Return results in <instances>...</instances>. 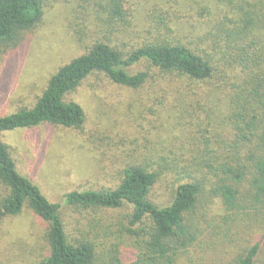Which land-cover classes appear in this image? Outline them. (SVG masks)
I'll return each instance as SVG.
<instances>
[{"label":"trees","instance_id":"obj_1","mask_svg":"<svg viewBox=\"0 0 264 264\" xmlns=\"http://www.w3.org/2000/svg\"><path fill=\"white\" fill-rule=\"evenodd\" d=\"M56 6L83 50L31 107L0 116V218L28 210L43 225L35 264H195L256 233L227 264H264V0H0V45L16 49ZM101 76L144 91L172 135L116 147L114 160L104 151L117 186L55 203L8 137L43 125L81 135L74 94Z\"/></svg>","mask_w":264,"mask_h":264},{"label":"rangeland","instance_id":"obj_2","mask_svg":"<svg viewBox=\"0 0 264 264\" xmlns=\"http://www.w3.org/2000/svg\"><path fill=\"white\" fill-rule=\"evenodd\" d=\"M66 13L62 6L48 8L42 23L27 32L16 49L0 45V116L31 107L50 77L83 50L68 29ZM143 92L119 87L104 76L86 81L74 94L87 115L81 135L43 125L8 137L20 171L55 203H62L71 191L115 188L116 175L103 171L104 165L111 168L104 151L112 159L116 147L146 145L145 138L156 142L159 134L172 135L150 111L161 108L148 103ZM107 215L112 213H102L104 218ZM43 232V225L28 210L17 218H0L1 246L9 251L4 256L5 264H35ZM257 234L250 236L248 243H226V247L195 264H227L247 244L259 241L261 236Z\"/></svg>","mask_w":264,"mask_h":264}]
</instances>
